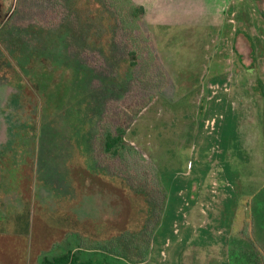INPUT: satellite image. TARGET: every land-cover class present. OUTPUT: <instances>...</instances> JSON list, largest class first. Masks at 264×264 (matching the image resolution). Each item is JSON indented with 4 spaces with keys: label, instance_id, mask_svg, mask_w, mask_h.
<instances>
[{
    "label": "rangeland",
    "instance_id": "374dc122",
    "mask_svg": "<svg viewBox=\"0 0 264 264\" xmlns=\"http://www.w3.org/2000/svg\"><path fill=\"white\" fill-rule=\"evenodd\" d=\"M193 1L130 36L101 0H13L0 264H228L230 238L264 239V0ZM118 128L135 155L103 152Z\"/></svg>",
    "mask_w": 264,
    "mask_h": 264
},
{
    "label": "trees",
    "instance_id": "16d2710c",
    "mask_svg": "<svg viewBox=\"0 0 264 264\" xmlns=\"http://www.w3.org/2000/svg\"><path fill=\"white\" fill-rule=\"evenodd\" d=\"M45 1V0H43ZM54 7H60L59 1H50ZM103 4L115 14L117 21L120 22L121 27L124 31H129L130 36L134 31L140 32L141 26L143 25V14L144 9L141 6H136L129 0H101ZM13 0H0V36L3 32H7L12 24L9 22L8 14L11 9L14 8L12 5ZM40 2V1H39ZM99 4V3H98ZM13 6V7H12ZM52 6V7H53ZM58 17V15H57ZM37 26V25H36ZM29 27V26H28ZM26 27V28H28ZM41 29L44 27L39 26ZM46 27V26H45ZM132 31V32H130ZM138 32V33H139ZM144 32V31H143ZM145 33V32H144ZM115 37V36H114ZM1 38V37H0ZM117 38V37H116ZM131 67L136 66V56L133 51L128 52ZM20 72V70H19ZM261 86V81L257 80ZM261 95L264 97V87L261 86ZM37 94V93H36ZM40 97V96H37ZM124 128H118L116 131H105L102 136V147L103 152L112 157L120 156L124 152L134 154V149L127 145L124 140ZM253 220V218H252ZM243 235H245L243 233ZM257 246H261L264 249V239L261 237H254L252 239L247 237H239L236 242L231 243V238L228 244V264H264V256ZM41 264H114L109 262L104 257H90L82 258L78 253L68 250L63 254L53 257L52 259L43 258Z\"/></svg>",
    "mask_w": 264,
    "mask_h": 264
},
{
    "label": "crops",
    "instance_id": "0c3cea01",
    "mask_svg": "<svg viewBox=\"0 0 264 264\" xmlns=\"http://www.w3.org/2000/svg\"><path fill=\"white\" fill-rule=\"evenodd\" d=\"M144 9L143 21L148 28H164L174 25L179 16L196 9L193 0H129ZM176 21V22H175Z\"/></svg>",
    "mask_w": 264,
    "mask_h": 264
}]
</instances>
